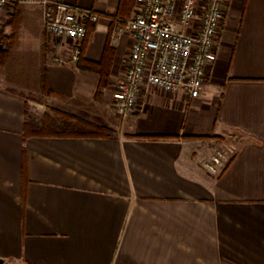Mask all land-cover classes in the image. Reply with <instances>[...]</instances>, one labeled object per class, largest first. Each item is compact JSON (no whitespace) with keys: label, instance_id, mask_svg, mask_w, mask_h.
<instances>
[{"label":"crops","instance_id":"0c3cea01","mask_svg":"<svg viewBox=\"0 0 264 264\" xmlns=\"http://www.w3.org/2000/svg\"><path fill=\"white\" fill-rule=\"evenodd\" d=\"M64 1L101 14L89 26L81 60L108 56L111 83L97 100L99 73L52 60L70 46L47 33L39 4L17 3L4 14L5 264H264V0H229L199 97L144 84L127 115L117 110L115 93L134 37L113 30L115 19L134 14L136 0ZM51 109L113 133L37 135ZM193 135L221 139L186 137ZM217 147L231 158L213 174L204 163Z\"/></svg>","mask_w":264,"mask_h":264},{"label":"built area","instance_id":"2783aa9c","mask_svg":"<svg viewBox=\"0 0 264 264\" xmlns=\"http://www.w3.org/2000/svg\"><path fill=\"white\" fill-rule=\"evenodd\" d=\"M39 4L47 33L70 46L67 55L56 52L52 60L77 63L88 28L101 14L64 0H0V44L4 14L14 4ZM229 0H136L129 18L115 19L113 35L134 37L128 67L117 83L115 104L124 114L133 113L144 84L166 92H186L199 97L217 59L220 31ZM230 150L217 147L204 167L217 174L230 160Z\"/></svg>","mask_w":264,"mask_h":264},{"label":"trees","instance_id":"16d2710c","mask_svg":"<svg viewBox=\"0 0 264 264\" xmlns=\"http://www.w3.org/2000/svg\"><path fill=\"white\" fill-rule=\"evenodd\" d=\"M112 16V15H111ZM117 15H113V19ZM88 33H90V27L88 28ZM110 52V51H109ZM108 57V56H107ZM101 62H83L81 58L78 61L79 67L83 69H89L100 74L99 88L96 94V99H100L103 95L104 89L110 85V64L108 58ZM46 80V79H45ZM52 113L45 112L43 117V123L41 126L36 128L35 133L37 135H58V136H87V137H106L113 133V130L106 126L95 122H92L86 118L79 115L60 111L58 109H51ZM150 137H159L153 136ZM170 137V136H166ZM175 137V136H171ZM191 138H203L221 139L219 136H209V135H193L186 136Z\"/></svg>","mask_w":264,"mask_h":264},{"label":"rangeland","instance_id":"374dc122","mask_svg":"<svg viewBox=\"0 0 264 264\" xmlns=\"http://www.w3.org/2000/svg\"><path fill=\"white\" fill-rule=\"evenodd\" d=\"M40 104H38V107L40 108V112H42L41 110H44L45 109V107H46V104H45V107H42L41 106V104H43L44 105V103H46V102H44V101H41V102H39ZM63 110V109H62ZM86 113V112H85ZM86 115H87V113H86Z\"/></svg>","mask_w":264,"mask_h":264},{"label":"water","instance_id":"95a60500","mask_svg":"<svg viewBox=\"0 0 264 264\" xmlns=\"http://www.w3.org/2000/svg\"><path fill=\"white\" fill-rule=\"evenodd\" d=\"M0 264H5V259L0 256Z\"/></svg>","mask_w":264,"mask_h":264}]
</instances>
